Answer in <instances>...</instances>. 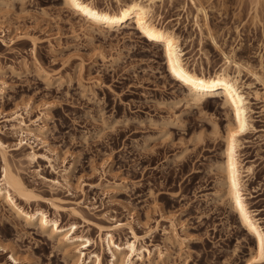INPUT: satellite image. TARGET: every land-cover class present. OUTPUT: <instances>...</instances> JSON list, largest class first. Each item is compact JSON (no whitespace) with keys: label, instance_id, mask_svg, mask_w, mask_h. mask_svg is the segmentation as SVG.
<instances>
[{"label":"rangeland","instance_id":"1","mask_svg":"<svg viewBox=\"0 0 264 264\" xmlns=\"http://www.w3.org/2000/svg\"><path fill=\"white\" fill-rule=\"evenodd\" d=\"M163 1L155 13L190 41L182 47L195 68L213 73L222 59L193 26L194 8L183 10L184 0ZM252 1L200 3L221 51L264 76V6ZM94 3L116 8L113 0ZM62 6L61 0H0V138L9 146L11 168L36 194L56 200L63 225L71 208L92 224L87 233L94 239L93 225L128 223L142 239L144 264H243L252 244L228 202L218 198L226 125L219 96L187 108L157 51L125 24L106 37H87ZM244 73L252 128L240 141V159L252 165L245 198L264 229V111L262 98L252 97L254 91L261 97L262 87ZM15 113L34 130L22 142L32 149L15 150ZM32 150L33 162L25 159ZM41 207L53 216L48 204ZM125 236V230L114 233ZM0 245L11 247L19 264H67L50 240L2 206ZM111 259L104 255L102 264ZM0 264L15 263L0 251Z\"/></svg>","mask_w":264,"mask_h":264},{"label":"bare ground","instance_id":"2","mask_svg":"<svg viewBox=\"0 0 264 264\" xmlns=\"http://www.w3.org/2000/svg\"><path fill=\"white\" fill-rule=\"evenodd\" d=\"M61 1L62 7L80 20L79 27L85 36L88 37L90 32H98L101 36H105V34L120 30L115 29L113 31V26L116 25L117 27L120 24H125V29H131L143 43L155 49L163 62L166 77L182 91L180 101H183L187 108H200L209 102V95L212 96L215 93L219 96V104L226 112V125L220 135L222 140L221 161L216 166L221 175V190L218 198L228 202L239 226L252 244L243 264H264V252L261 249V241L264 240V229L259 224V219L256 218V211H251L245 198V183L253 172L252 165H243L239 151L242 136L252 128V125H250V112L252 111H250V105L248 106V97H251V92L249 93V91H246L248 89H244L246 84L241 82L240 75L242 76V72L251 75L254 82L262 87V93H260L262 96L260 97L259 93L254 91L252 97L254 99L262 98L264 111L263 74L258 75V71H256V74L251 67L249 68L244 63L241 64L235 61L232 52H228L230 53L228 55L221 51L213 36L214 32L208 24L205 7L202 6L200 0H184L186 3L182 8L185 11L188 6L194 8L196 13L193 26L198 30L199 35L202 31L205 33L208 42L210 41L212 44L211 47H214V50L218 51L221 56V65L213 73L205 72L206 70L204 71L201 66L195 68V59L189 60V57H186L188 52L186 53L185 47H182L189 40L181 39V36L176 33L177 25L168 26L169 22L164 23L160 20V15L155 13V7H160L165 2L163 0H113L116 3V8L99 7L94 3V0H78L80 8L74 7L71 0ZM168 1L173 2V0ZM251 3L254 4L255 8L261 4L264 6V0H253ZM147 39L149 42L146 41ZM136 51L140 52V48H137ZM206 57L203 60L207 63L209 57ZM261 67L259 68L260 71L263 68ZM250 86L251 84L248 87ZM3 89L4 84L0 83V94L3 93ZM238 112L239 118L237 116ZM16 113L14 118L10 120V122L15 123L11 126L13 133L20 137L18 143L14 146L15 150H20L25 146L32 149L27 142H22L27 136L34 135V130L24 122L23 117L21 118ZM241 123L244 124L243 132L240 131ZM214 130L218 133L216 127H214ZM3 141L0 138V206L7 209L13 217L23 222L25 226L35 229L50 240L63 254L67 264H102V259L106 254H109L112 258L110 264H136V260L144 264V251H142L140 242L142 239L128 223L113 219L114 222L107 227L93 225L97 231V237L94 239L87 233L88 226L92 224L80 211L71 208L66 212L69 221L64 224L69 225V227L63 229L64 225L60 217L64 209L57 204L56 200L45 199L36 194L32 187L25 185L23 179H21L22 177L19 176L20 173L18 174L19 170L11 168L6 155L9 146ZM25 157V159L33 162L36 154L32 150ZM233 180H235V186ZM237 195L240 201L239 206L236 202ZM41 203L49 205L53 210V216L47 215V211L41 207ZM240 208L244 209L243 215ZM81 225L84 227H81L79 231L77 226ZM121 230L126 231V236L124 239H116L114 233ZM78 233L80 234L77 235ZM93 247L94 249L90 250ZM0 251L8 252L9 258L15 264L20 263L21 259L11 247L7 248L0 245ZM145 251L148 255L146 257L150 260L151 253L146 249Z\"/></svg>","mask_w":264,"mask_h":264},{"label":"snow or ice","instance_id":"3","mask_svg":"<svg viewBox=\"0 0 264 264\" xmlns=\"http://www.w3.org/2000/svg\"><path fill=\"white\" fill-rule=\"evenodd\" d=\"M71 2L73 3V6L74 7H77V8H80V5L78 3V0H71ZM237 116L239 118V112L237 113ZM240 131L243 132L244 131V124L241 123V127H240ZM233 185L235 186V180H233ZM237 205L239 206L240 204V201H239V196L237 195ZM240 211H241V214L243 215L244 213V209L243 208H240ZM261 249H262V252H264V240L261 241Z\"/></svg>","mask_w":264,"mask_h":264}]
</instances>
